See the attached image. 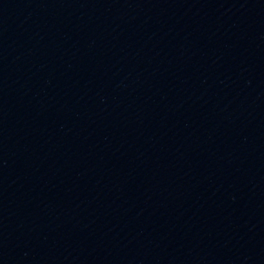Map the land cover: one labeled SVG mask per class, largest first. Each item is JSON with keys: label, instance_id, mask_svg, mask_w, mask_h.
I'll use <instances>...</instances> for the list:
<instances>
[{"label": "water", "instance_id": "water-1", "mask_svg": "<svg viewBox=\"0 0 264 264\" xmlns=\"http://www.w3.org/2000/svg\"><path fill=\"white\" fill-rule=\"evenodd\" d=\"M0 264H264V0H0Z\"/></svg>", "mask_w": 264, "mask_h": 264}]
</instances>
